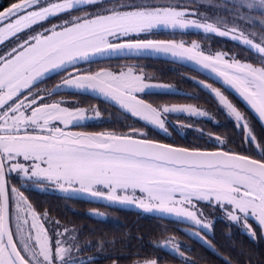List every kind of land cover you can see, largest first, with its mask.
<instances>
[{
    "label": "snow or ice",
    "instance_id": "6c2138e0",
    "mask_svg": "<svg viewBox=\"0 0 264 264\" xmlns=\"http://www.w3.org/2000/svg\"><path fill=\"white\" fill-rule=\"evenodd\" d=\"M193 2L20 0L0 11V43L9 38L17 42L15 48L0 56V264H91L95 260L80 257L83 248L74 231H61L58 222L48 220L46 214L38 215L24 194L29 182L51 186L68 198L86 196L109 206L135 205L147 213L172 217L195 228L181 231L209 248L212 245L205 236L212 224L206 221L207 209L241 225L251 238L256 233L249 220L264 232V131L258 135L248 116L220 88L198 82L233 120L242 137L235 148L228 147L231 141L227 138L183 124L172 129L193 128L201 138L207 135L215 150L198 144L165 143L132 125L126 132L72 131L70 126L99 119L100 110L70 107L65 100L53 99L62 90L98 93L143 121L145 128L170 136L168 115L206 118L209 113L192 104L166 106L142 98L140 93L152 89L167 92L168 88L145 83L153 77L138 73L139 65L95 71L84 67L126 55L163 54L176 61L195 62L215 73L254 110L264 129V20L244 14L256 11L264 16V0L234 2L238 10L231 28L227 21L209 23L198 9L189 10ZM74 11L85 14L73 16ZM193 15L197 18H189ZM53 17H59L60 22L26 39L20 37V33ZM248 21L260 25L262 31L239 28V22ZM161 28L181 32L195 28L230 38L254 51L260 66L242 62L227 51L205 55L196 42L186 46L184 41L147 38ZM55 75L61 80L53 88L38 87ZM13 180L21 187H16ZM42 219L51 228L45 229ZM169 244L170 251L184 264H192L180 250H190L187 246L171 239L156 246L168 248ZM136 264L157 261L145 259Z\"/></svg>",
    "mask_w": 264,
    "mask_h": 264
},
{
    "label": "flooded vegetation",
    "instance_id": "af4514ba",
    "mask_svg": "<svg viewBox=\"0 0 264 264\" xmlns=\"http://www.w3.org/2000/svg\"><path fill=\"white\" fill-rule=\"evenodd\" d=\"M53 2H63V0H53ZM6 8L8 7L0 11H4ZM84 14V11H74L72 13L73 16H82ZM59 22V17H53L50 20L34 25L33 29L20 33V37L26 39L34 32L43 31L45 28H50L53 24ZM177 32L181 31L161 28L153 31L147 38L166 41L176 40L177 42L184 41V35L177 37ZM16 46L15 38H9L0 43V56ZM174 63L153 57L123 56L97 60L90 65H84V67H90L93 71L108 66L116 68L119 65H139L138 73L143 72L149 77H153V79L145 80V83L162 84L168 88L167 92L152 89L150 92L140 93L139 95L142 98L154 100L166 106L192 104L209 113L206 118H193L181 113L168 115L170 136H165L156 129L145 128L143 121L132 118L114 102L105 100L98 93L62 90L53 99L65 100L68 102L66 106L70 107L80 106L85 109L96 107L100 110L101 117L99 119L89 120L75 127L70 126L72 131L97 132L116 130L126 132L128 131V126L132 125L135 128L148 131L150 138L165 143H173L179 146L198 144L202 148L215 150L213 147L214 142H209L207 135L201 138L200 133L193 130V128L172 129L173 125L183 124L186 126L192 125L194 128L203 129L205 133H212L229 139L231 143H229L228 147L230 148L240 145L242 137L239 131L234 128L233 120L227 117L225 112L219 108L218 102L213 95L208 90L202 89L198 82L220 88L236 105H238L237 97L239 96L221 82L197 71L199 75L191 74L188 68H184V65L178 63H175V65ZM60 80L61 76L55 75L43 81L38 87L40 89H51ZM184 82L186 83L185 85ZM242 104L238 107L239 110L248 116L255 127L256 133L259 135L264 131L261 123L252 122L255 117L252 113L247 112V108ZM247 107L250 108L248 105ZM252 111L254 112V110ZM254 114L257 116L255 112ZM88 115H92V113H88ZM180 133H183V135ZM244 147H247V145H244ZM13 184L16 187H21L15 180H13ZM24 194L38 215L46 214L48 220L58 222L59 230L61 231L65 229L69 233L74 231L79 238L80 246L83 248L80 257H95L91 264H136L137 261L145 259L156 260L157 264H184V261L178 255H174L170 251L171 244H169L168 248L156 246H162L170 239L190 249L185 250L182 247L180 250L184 252V258L191 261L192 264H202V259L207 256L205 253L218 254L216 251H205L203 247H208L206 244H202L195 237L190 238L184 231H181L182 229L196 231L188 223L176 222L170 217H161L159 214L144 212L138 207H134L135 205L117 204L109 206L106 202L91 201L86 196L68 198L63 193L52 189L51 186L46 187L43 184L32 185L30 182L27 190H24ZM90 213H102L103 215H90ZM221 217H223V214L220 212H213L211 209L206 210V221L212 224L209 234L205 236L209 243L214 238L213 233L216 222ZM41 223L44 224L45 229H49L52 226L43 219ZM12 226L14 228V221ZM201 235H204V233L201 232ZM195 258H197V261H195Z\"/></svg>",
    "mask_w": 264,
    "mask_h": 264
},
{
    "label": "trees",
    "instance_id": "16d2710c",
    "mask_svg": "<svg viewBox=\"0 0 264 264\" xmlns=\"http://www.w3.org/2000/svg\"><path fill=\"white\" fill-rule=\"evenodd\" d=\"M206 1V2H205ZM20 0H0V10L9 7L12 3H19ZM234 2L238 0H194L188 5L189 10H197L200 16L207 17L209 21H227V27L231 28L234 21V13L238 10L234 8ZM243 11V10H241ZM254 20H264L259 12H244ZM223 27V25H221ZM239 28L246 29V32L260 33V25H252L250 21L239 22ZM175 33V32H174ZM177 37L184 35V41L187 43L196 42L201 46L204 54L215 52L217 50L227 51L229 54L238 55L240 59L258 64L254 51H248L245 47L232 41L230 38H222L215 34H206L203 31L189 29L184 32H177ZM175 64V63H174ZM176 65V64H175ZM159 67V66H157ZM184 68H188L185 67ZM191 74H197L193 69L188 68ZM186 83L184 82V85ZM238 107L242 104L255 117L253 121L259 122L254 112L237 97ZM261 123V122H260ZM249 224L255 230V238L247 235L241 225L230 222L224 217L219 218L214 230V238L210 240L212 248L203 247L205 251L217 253H205L207 256L202 259V264H264V234L257 227L256 222L249 220ZM213 251V252H215ZM197 261V258H195Z\"/></svg>",
    "mask_w": 264,
    "mask_h": 264
},
{
    "label": "water",
    "instance_id": "95a60500",
    "mask_svg": "<svg viewBox=\"0 0 264 264\" xmlns=\"http://www.w3.org/2000/svg\"><path fill=\"white\" fill-rule=\"evenodd\" d=\"M123 57V56H121ZM124 57H127L124 56ZM140 57H150V58H159V59H164V60H168V61H172V62H175V63H178V64H181V65H184L185 67H188L190 69H193L209 78H212L214 80H217L219 82L222 83V79L220 77H218L215 73H212L210 70H206L204 69L203 67L197 65L195 62H190V61H187V60H183V61H176L175 58L171 57V56H166V55H163V54H152V53H147V54H143L141 55ZM229 87V86H227ZM232 91H234L231 87H229ZM235 92V91H234ZM236 93V92H235ZM237 94V93H236ZM238 95V94H237ZM239 96V95H238ZM136 207V206H134ZM156 214V213H155ZM172 218V217H170ZM173 219V218H172Z\"/></svg>",
    "mask_w": 264,
    "mask_h": 264
},
{
    "label": "rangeland",
    "instance_id": "374dc122",
    "mask_svg": "<svg viewBox=\"0 0 264 264\" xmlns=\"http://www.w3.org/2000/svg\"><path fill=\"white\" fill-rule=\"evenodd\" d=\"M206 2V1H205ZM202 17V16H201ZM189 18H191V19H195V18H197L195 15H193V16H191V17H189ZM207 22H209V23H213L212 21H209V20H207ZM192 29H195V28H192ZM197 30V29H196ZM221 30H223V27H221ZM199 31H202V30H199ZM185 42V41H184ZM191 44L192 43H187L186 42V46H191ZM218 51V50H217ZM219 51H221V50H219ZM207 54H209V53H207ZM231 55H233V54H231ZM242 60V59H241ZM242 62H248V63H252V62H249V61H245V60H242ZM254 64V63H253ZM254 66H260V65H258V64H254ZM252 122H254L253 121V119H252ZM254 125H255V123H254ZM231 222V221H230ZM263 234H264V232H263Z\"/></svg>",
    "mask_w": 264,
    "mask_h": 264
}]
</instances>
